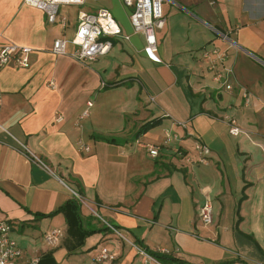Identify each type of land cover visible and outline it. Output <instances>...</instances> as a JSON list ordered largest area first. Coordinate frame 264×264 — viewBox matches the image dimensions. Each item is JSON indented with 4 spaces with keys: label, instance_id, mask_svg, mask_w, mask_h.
<instances>
[{
    "label": "crops",
    "instance_id": "0c3cea01",
    "mask_svg": "<svg viewBox=\"0 0 264 264\" xmlns=\"http://www.w3.org/2000/svg\"><path fill=\"white\" fill-rule=\"evenodd\" d=\"M100 7L128 38L112 36L108 52L85 63L53 52L56 38L74 36L81 11ZM162 8L155 61L123 0L63 4L65 24L24 0H0V46L34 49L29 66L0 67V221L13 224L21 264L46 253L58 264H264V0H162ZM214 47L226 56L210 67L202 53ZM166 130L177 137L164 143ZM196 141L210 149L205 162ZM146 142L159 145L157 156ZM73 196L83 225L96 227L82 241L63 211L48 214ZM207 198L214 218L203 225L197 207ZM54 227L64 234L49 245ZM134 238L168 250L165 260H145ZM102 247L111 262L96 260Z\"/></svg>",
    "mask_w": 264,
    "mask_h": 264
},
{
    "label": "built area",
    "instance_id": "2783aa9c",
    "mask_svg": "<svg viewBox=\"0 0 264 264\" xmlns=\"http://www.w3.org/2000/svg\"><path fill=\"white\" fill-rule=\"evenodd\" d=\"M25 3L42 8L47 15L50 22H67V16L60 14V7L63 4L82 3L83 0H24ZM127 6H131L129 13V19L135 32H142L144 35L145 43L143 45V51L149 58L160 61L161 58L157 53L158 43L156 37V30L162 28L165 24V14L162 8V0H123ZM123 36L128 38L129 34L123 33L121 25L114 17L110 9L106 7H100L93 11H81L79 14L77 28L72 38L59 37L56 38L53 44V52L55 53H69L73 57L79 59L82 62H88L96 59L98 56L108 52L111 47L112 36ZM75 45L73 51H68V44ZM34 51L32 46L22 45L18 43H5L0 46V67L15 62L19 66H29L31 63L30 55ZM202 55L208 60L209 66L212 67L216 62L222 61L226 53L217 47L211 50L203 51ZM222 74L219 71H215L213 77L220 82L226 89H232L231 82L221 77ZM51 85H55L54 81ZM245 103L249 102V92L245 90L243 92ZM1 102V98H0ZM91 104L90 101L87 102ZM87 114V109L83 110L80 115ZM58 120H62V114H58ZM229 132L237 134L239 132V126L235 123L234 119H230ZM176 138V133H170L165 131L163 142H169L172 138ZM78 148L83 151H89L90 146L83 139H79L77 142ZM149 154L151 156H157L159 154V145L154 143H144ZM28 152L26 154L40 161L43 165L45 161L38 157L36 154L30 152L27 146L24 147ZM195 148L201 153L200 161H206V155L209 153V147L200 142H195ZM177 151L179 150L176 148ZM181 152V151H179ZM82 200L83 198L75 192ZM84 201V200H83ZM197 217L203 225H208L213 222V206L209 198L205 199L197 207ZM13 224L7 220L0 221V264H21V259L24 254V250L18 243V241L11 235ZM64 231L62 228L54 227L47 230L44 234V238L49 245H57L61 242ZM158 251L167 253L168 250L160 248ZM138 251L145 256V260L156 259L149 254L145 249L138 248ZM115 258V254L105 247H102L97 255L96 260L100 262H111ZM40 257L30 258V264H38Z\"/></svg>",
    "mask_w": 264,
    "mask_h": 264
},
{
    "label": "trees",
    "instance_id": "16d2710c",
    "mask_svg": "<svg viewBox=\"0 0 264 264\" xmlns=\"http://www.w3.org/2000/svg\"><path fill=\"white\" fill-rule=\"evenodd\" d=\"M159 118H152L149 121L144 122L139 128L138 133L153 126L159 122ZM109 140H113L114 138H108ZM58 211H63L67 216L68 224L70 229L74 231L77 235L78 240L82 241L83 237L90 233L91 231L95 230L96 227H86L83 225V217L81 214V201L77 196H73L72 198L68 199L65 203L58 206L52 212L48 214H53ZM133 242L138 245L140 248L145 249L149 254L154 256L157 260L163 262L165 260V253L160 252L158 250L149 249L145 246L139 238H134ZM46 261V262H45ZM58 264V262L54 259L52 253H46L43 257H40L38 264Z\"/></svg>",
    "mask_w": 264,
    "mask_h": 264
},
{
    "label": "rangeland",
    "instance_id": "374dc122",
    "mask_svg": "<svg viewBox=\"0 0 264 264\" xmlns=\"http://www.w3.org/2000/svg\"><path fill=\"white\" fill-rule=\"evenodd\" d=\"M85 197V196H84ZM87 199V197H85Z\"/></svg>",
    "mask_w": 264,
    "mask_h": 264
}]
</instances>
